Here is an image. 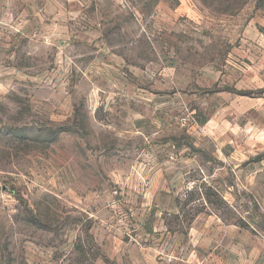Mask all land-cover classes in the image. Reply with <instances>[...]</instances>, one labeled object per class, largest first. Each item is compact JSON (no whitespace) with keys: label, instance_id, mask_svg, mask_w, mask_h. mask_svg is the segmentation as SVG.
I'll return each instance as SVG.
<instances>
[{"label":"rangeland","instance_id":"rangeland-1","mask_svg":"<svg viewBox=\"0 0 264 264\" xmlns=\"http://www.w3.org/2000/svg\"><path fill=\"white\" fill-rule=\"evenodd\" d=\"M0 264H264V0H0Z\"/></svg>","mask_w":264,"mask_h":264}]
</instances>
